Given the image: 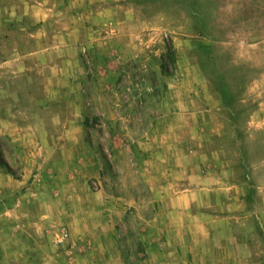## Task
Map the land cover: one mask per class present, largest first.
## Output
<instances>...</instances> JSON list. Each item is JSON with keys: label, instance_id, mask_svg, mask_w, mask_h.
<instances>
[{"label": "rangeland", "instance_id": "374dc122", "mask_svg": "<svg viewBox=\"0 0 264 264\" xmlns=\"http://www.w3.org/2000/svg\"><path fill=\"white\" fill-rule=\"evenodd\" d=\"M73 1L0 0V264H264V0Z\"/></svg>", "mask_w": 264, "mask_h": 264}, {"label": "crops", "instance_id": "0c3cea01", "mask_svg": "<svg viewBox=\"0 0 264 264\" xmlns=\"http://www.w3.org/2000/svg\"><path fill=\"white\" fill-rule=\"evenodd\" d=\"M113 0H106V3H108V7L106 8V13L102 11H94L91 10L88 4V0H74L72 4V18H76V15H78L79 20H76L79 22V26L84 28H91L93 27L91 24V21H99L104 16H108V18H111L112 20H115L114 23L118 26H138L135 24V21L133 20L134 17L137 16L138 11H134V8L131 6L129 1L124 2L123 0L119 1L117 3L112 2ZM84 5V6H83ZM141 17V13H140ZM139 19H137L138 21ZM101 21V20H100ZM117 22V23H116ZM141 22H144L142 20ZM149 22V20H148ZM139 24V23H138ZM82 37H85L88 40V32H84Z\"/></svg>", "mask_w": 264, "mask_h": 264}, {"label": "trees", "instance_id": "16d2710c", "mask_svg": "<svg viewBox=\"0 0 264 264\" xmlns=\"http://www.w3.org/2000/svg\"><path fill=\"white\" fill-rule=\"evenodd\" d=\"M169 59H170V61H171V63H172V65H175V56H174V52H173V49L172 48H169V57H168ZM162 69H163V71L166 73L167 72V64L164 62L163 64H162ZM86 125L87 126H89V121L88 120H86ZM0 165L1 166H5L4 165V163L3 162H1L0 161ZM6 167V166H5ZM8 171V173L9 174H12V175H14L11 171H10V169L7 167L6 168Z\"/></svg>", "mask_w": 264, "mask_h": 264}, {"label": "built area", "instance_id": "2783aa9c", "mask_svg": "<svg viewBox=\"0 0 264 264\" xmlns=\"http://www.w3.org/2000/svg\"><path fill=\"white\" fill-rule=\"evenodd\" d=\"M67 233H63L61 236L58 238V242L63 243L67 239Z\"/></svg>", "mask_w": 264, "mask_h": 264}]
</instances>
